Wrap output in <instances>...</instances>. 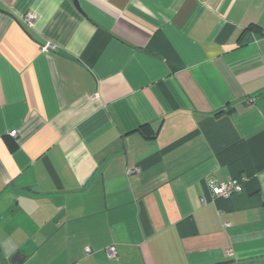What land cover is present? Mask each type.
Here are the masks:
<instances>
[{
    "label": "crops",
    "instance_id": "0c3cea01",
    "mask_svg": "<svg viewBox=\"0 0 264 264\" xmlns=\"http://www.w3.org/2000/svg\"><path fill=\"white\" fill-rule=\"evenodd\" d=\"M75 1L0 0V264H264V0Z\"/></svg>",
    "mask_w": 264,
    "mask_h": 264
},
{
    "label": "built area",
    "instance_id": "2783aa9c",
    "mask_svg": "<svg viewBox=\"0 0 264 264\" xmlns=\"http://www.w3.org/2000/svg\"><path fill=\"white\" fill-rule=\"evenodd\" d=\"M53 46L50 44H47L42 47V50L47 52L50 49H52ZM12 136L16 135V132L13 130L10 132ZM246 181L245 177H238V178H232L226 181H223L221 183H218L211 188V197L212 199L222 197V198H229L230 196L242 191L243 185ZM85 253L88 254L90 252V248L86 247L85 248ZM106 253L108 258L110 259H116L117 258V253L116 250L113 246H110L106 249ZM227 255H232V250L228 248L226 250ZM72 264H78V263H72Z\"/></svg>",
    "mask_w": 264,
    "mask_h": 264
},
{
    "label": "water",
    "instance_id": "95a60500",
    "mask_svg": "<svg viewBox=\"0 0 264 264\" xmlns=\"http://www.w3.org/2000/svg\"><path fill=\"white\" fill-rule=\"evenodd\" d=\"M74 4H75V6L77 7V2L74 0ZM13 260H14V258H10V260H9V262L11 263V264H15L14 262H13ZM1 264H8V262H7V260H6V258L3 256V258H2V261H1Z\"/></svg>",
    "mask_w": 264,
    "mask_h": 264
}]
</instances>
